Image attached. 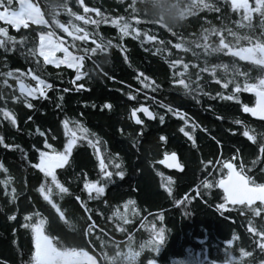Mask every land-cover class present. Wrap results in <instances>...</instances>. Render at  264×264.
Listing matches in <instances>:
<instances>
[{
  "label": "trees",
  "instance_id": "16d2710c",
  "mask_svg": "<svg viewBox=\"0 0 264 264\" xmlns=\"http://www.w3.org/2000/svg\"><path fill=\"white\" fill-rule=\"evenodd\" d=\"M33 1L44 24L14 28L0 20L6 33L0 39L12 38L0 48V73L13 72L11 77L0 76V95L5 97L0 108L11 110L17 119L13 127L0 115L4 141L0 144V264H41L31 228L22 227L38 220L44 221L41 232L57 250L87 253L98 264H264L260 248L264 210L253 204L250 207L260 213L253 216L247 208L227 204L218 211L216 206L223 198L218 187L220 166L215 167L220 153L228 159L237 148L240 158H235L236 163H247L256 154V146L244 139L241 127L238 133L231 132L237 130L234 124L237 116H243V104L250 103L251 96L243 86H258L264 79V70L258 65L263 63L244 60L233 51L264 49V0H245L240 5L231 0H178L184 15L178 27L166 23L177 0H149L147 5L144 0ZM209 2L215 10L202 9ZM17 6L18 1L13 0L12 7ZM114 22L140 32V37L121 36ZM145 32L157 40L142 44ZM46 34L60 39L71 54L80 57L78 71L85 75L79 80L76 69L44 64L37 49L40 36ZM160 40L165 44L158 45ZM171 63L178 64L170 67ZM30 71L52 85L47 99L29 98L36 110L25 106L16 84L19 76L35 87ZM185 71L186 75H175ZM140 73V80L146 76L160 88L155 92L144 88L136 79ZM5 79L10 87L4 85ZM179 79L185 80L191 94L176 83ZM230 80L241 90L233 93L234 84L222 87ZM78 84L84 85L80 91L76 90ZM65 88L69 91L64 92ZM220 91L234 99L217 98ZM106 102L110 109L102 107ZM142 105L163 115L164 122L160 125L140 114L143 123L137 125L132 111ZM64 120L78 137L81 133L73 122L86 128L85 135L95 147L87 140H77L68 162L55 169L57 180L68 189L58 195L51 178L34 165L40 162L41 151H64L68 139ZM184 120L191 126L184 127ZM37 127L45 133L43 137L36 133ZM181 128L189 136L195 131L198 143L189 146ZM160 134L166 136V142H160ZM162 148L178 152L185 166L171 184L159 178L160 173L167 174L157 165ZM114 157L122 163L125 175L106 183L100 160L107 163ZM107 170L113 171L111 166ZM85 178L104 183V193H88ZM204 178L212 187L204 186ZM260 178L256 182L264 183V177ZM41 185L45 192L51 186L57 208L41 195ZM9 216L15 218L9 220ZM158 230L163 239L156 244Z\"/></svg>",
  "mask_w": 264,
  "mask_h": 264
},
{
  "label": "snow or ice",
  "instance_id": "6c2138e0",
  "mask_svg": "<svg viewBox=\"0 0 264 264\" xmlns=\"http://www.w3.org/2000/svg\"><path fill=\"white\" fill-rule=\"evenodd\" d=\"M19 3V9H15L12 7L13 5V0H0V8H3L2 11L0 12H5L7 11V17L0 18V20H5L7 23L11 24L12 27L18 28L21 25H23L25 28L28 27V14L27 10L24 7V2L23 0H18ZM209 8L215 10V6L212 5L210 2L208 3L207 7H204L202 9L209 11ZM120 31L121 36H129L131 35L133 39H137L140 37L141 33L134 30V29H129L127 25L121 26L120 24L113 23ZM0 36H6L5 30L0 28ZM157 37L153 35H148L147 32L143 34V40L141 41L142 44L150 41H156ZM8 41H12L11 37H7L6 39H0V48L5 47V44ZM13 43H15L13 41ZM158 45H164L165 41H158ZM176 49H179L177 46ZM146 52L149 51V48L144 49ZM39 57H43V62L44 64L48 65H56L59 66L61 64L67 65L69 68H75L76 71V80H79L82 75H85V73H81L78 71V65L75 63V57L71 55V53L68 51L66 47H57L55 46L52 42L47 40L43 35L40 36V44L37 49ZM160 51L159 47L157 48V53ZM57 52H62L63 58H59L56 56ZM153 53V54H157ZM29 54L32 56H35V52H33L31 49H29ZM125 62H127V58L125 57ZM37 64H39V60L37 58ZM178 64V63H177ZM177 64H170V67H175ZM261 66L262 70H264V64L258 65ZM186 69V65L184 66ZM185 73H176L175 75L177 76H182L186 75ZM22 75V74H21ZM29 76L32 77L33 80L36 81L35 87H32L30 85H27L23 82V80L20 79L19 76L16 77V84L19 87V92H20V97H23V103L28 109H33L36 110L35 105L31 101H35L38 99H47V90L52 88V85L47 83L44 79H41L39 76L33 75L32 72L30 71L28 73ZM104 75H107L104 73ZM0 76L4 77H11L13 76V72L9 71L6 73H0ZM140 76H143V73H140L136 79L140 80ZM242 76H246V73L243 74ZM111 78V77H109ZM147 81V82H145ZM215 81V80H214ZM217 84H219L217 81H215ZM140 83L143 84L144 88H152V91L155 92L160 88L159 84H156L154 81H151L148 79V77H144L143 80H140ZM179 85H182L185 92L187 94L192 93V89L189 88V85L185 83L184 79H179L176 81ZM230 84H234L235 86L232 88V92L236 93L241 90V86L236 83L235 80H230L222 84L223 88H228ZM4 85L10 87L8 85L7 79L4 80ZM257 87L261 90H257ZM84 88L83 84H78L76 85V90L80 91L81 89ZM244 91L248 92H255V94L259 97L258 104L254 108H248L247 106L243 107V111L245 112H250L253 116H259L261 119H264V79H260L257 85H248L245 84L243 86ZM64 92H68L69 89L65 88L63 89ZM205 95H208L207 93H204ZM31 98V101L29 100ZM211 98V97H210ZM217 98L223 99V100H232L234 97L232 95L229 96H222L220 93H217ZM5 97L3 95H0V100H4ZM60 100H63V97L61 96L59 98ZM129 99H133V97H129ZM12 100L15 102H20L19 98L16 96H12ZM199 102V101H197ZM57 108H60L61 105L57 103L56 105ZM95 107V105H93ZM103 108H111L112 106L108 104L107 102L102 105ZM161 108L165 107V105L161 104ZM140 111L143 112L145 116H147L150 120L154 118L155 113L152 111H149L147 107H144L143 105L138 108V109H133L132 111V118L135 119V122L137 125H140L143 123L139 118L136 117V112ZM168 111H172L171 107L168 108ZM174 115L176 113H173ZM0 115L3 116V119L6 121H9L10 124L15 127L17 124V119L15 114L5 108H0ZM181 119H184V116H180ZM165 117L163 115L159 116L160 123L164 122ZM28 120H32V117L29 116ZM185 123H187V120H184ZM64 128L66 129L65 131V136L68 137L67 142L64 144V151L56 153L55 155H49L46 152L41 151L40 152V162L38 164H35L34 167L38 168L40 172H42L45 177H50L51 178V184L55 186V189L58 190L57 194L62 195L64 193L68 192V189L65 188L58 180L57 176L55 173V169L58 168H63L65 163L68 162L69 155L72 152L73 147L76 145L77 140H87L88 144L90 146L95 147L93 144V141L88 139V135H85V133L88 132L86 128H84L81 124L78 122H73L75 125L76 129H79L81 135L78 137L77 132L69 127V121L64 120L62 121ZM236 124H239L240 121L237 120L235 121ZM36 133L43 137L45 133L41 131L39 127L35 129ZM181 132H184L185 136H188L189 139H191V136H189L188 132H185L183 128L180 129ZM91 135H95V133H91ZM243 135L247 137L251 141H255V137L253 135H249V131L246 130L244 131ZM161 140L164 139L163 136L160 137ZM3 138H0V144H3ZM5 147H9V145H4ZM18 147V146H16ZM45 147H51L50 145L47 144V141H45ZM261 150L264 151V142L261 143ZM97 156L99 157V151L97 150ZM118 158H112L108 159L107 163H105L104 159L100 160V174L103 178V180L106 183H111L113 182L114 177L116 178H121L123 179L125 172L122 167V163L115 162ZM172 159H175V154H173ZM209 164L212 162L209 161ZM253 165L257 163V161L252 162ZM111 166L113 171H108V167ZM175 167L179 168L180 165L176 164L174 165ZM0 167H3L0 165ZM224 168L228 170L227 175L224 176L223 179H220L218 181V186L223 190V203L218 204L217 210H224L226 208L227 204H231L233 206L239 205L242 208H247L253 216L259 215L260 213L257 212L255 207H250L254 204L255 201L260 202V206L262 210H264V183L257 184L254 179H252L251 176L245 175V167L243 165L240 166V172H236L234 170L233 164L230 162H225L223 165ZM211 175V173H209ZM204 186L206 188L212 187V185L208 182H204ZM84 189L88 193H93L95 192L97 196L102 195L105 190V184L100 183L97 184L96 181H91L89 182L87 178H85L84 182ZM41 192V195H43L44 199L48 201L53 208H57V205L53 203L51 199V194H52V188L51 186L48 187L47 192H45L44 185H41V188L39 189ZM170 191V190H169ZM89 199H93V197L90 195L88 197ZM79 199V197H77ZM133 203L132 201H128V204ZM177 204H180V201H176ZM127 206V205H126ZM59 211V209H57ZM223 214V212H222ZM118 215V213H117ZM15 217L14 216H9V220H13ZM25 220H29V217L26 216ZM44 221L43 220H38L36 224H24L22 227L25 228H31L32 233H33V242L34 246L38 242V239L40 237L41 231H42V225ZM155 232V229H153ZM158 239L155 241L156 244H159L162 239H163V234L161 233H156ZM227 243L230 245L232 243V240L227 241ZM260 248L262 251H264V243L260 244ZM149 264H152V261H149Z\"/></svg>",
  "mask_w": 264,
  "mask_h": 264
},
{
  "label": "flooded vegetation",
  "instance_id": "af4514ba",
  "mask_svg": "<svg viewBox=\"0 0 264 264\" xmlns=\"http://www.w3.org/2000/svg\"><path fill=\"white\" fill-rule=\"evenodd\" d=\"M258 88V87H257ZM221 95H223L222 91L219 92ZM250 95V94H249ZM251 99H250V103H245L242 106V113L243 116H237V120L240 121L239 124H234V128H237V130H233L231 133H238L239 132V128L242 130V136L244 137L245 140H247L251 145L256 146V154L254 155V157L247 159V163H236L235 162V158H240V152L239 150L236 148L235 151L230 154L231 158L225 159L222 155V153H220V157L217 158L215 167L220 166L219 168V177L220 179H223L224 176L227 175L228 170L226 168L223 167L225 162H230L234 165V167L236 168L237 172H240V166L243 165L246 169L245 171V175H249L252 177V179H254L257 182H261V176L264 177V151L261 150V143L264 142V121L263 120H255L253 119L250 115H248L247 113L243 112V107L247 106V107H254L256 104V96L254 95H250ZM237 105L240 106V103L237 102ZM142 115H140L141 117ZM177 116V115H176ZM178 118V117H176ZM155 120L159 122V124L161 125L162 123H160L159 120V115H155ZM236 120V121H237ZM191 126V124H189ZM189 125L187 123L184 124V127H189ZM248 130L249 131V135H253L255 137V141H251L249 140L247 137H245L243 135L244 131ZM163 136L164 139L160 140L166 142L167 138L165 135L160 134V137ZM191 139H188V145L192 146V145H196V143H198V136L197 133L195 131H192V133H190ZM164 148V147H163ZM162 148V152L160 157L157 160V165L159 167V169L161 170H165V172H167V174H159V178L160 181L166 183V184H171L173 182V179L175 177V174H181L182 172H184L185 170V166L183 164V160L181 158V155L176 152V151H169V150H164ZM192 148V147H191ZM222 152V151H221ZM177 154L179 156L180 159V164L182 165L183 169L181 171H169L168 169H166L165 167H163L160 162L164 159L165 155H170V154ZM253 161H257V163H255V165H253ZM213 177V176H212ZM219 179V180H220ZM203 180L208 181L207 178H204ZM256 182V183H257ZM259 184V183H257ZM220 189V188H219ZM221 191V197L223 198V190L220 189ZM260 204V203H257Z\"/></svg>",
  "mask_w": 264,
  "mask_h": 264
},
{
  "label": "rangeland",
  "instance_id": "374dc122",
  "mask_svg": "<svg viewBox=\"0 0 264 264\" xmlns=\"http://www.w3.org/2000/svg\"><path fill=\"white\" fill-rule=\"evenodd\" d=\"M18 1V0H17ZM233 5H240L242 4L245 0H231ZM24 2V7L27 10L28 14V23H35V24H44L45 20L44 17L41 13V10L39 6L33 1V0H23ZM16 9H19V3ZM3 9H0L2 11ZM7 17V11L5 12H0V18ZM3 22L7 23L5 20H2ZM21 25L20 27H22ZM19 28V27H18ZM47 40L52 42L55 46L57 47H65V45L52 34H46L43 35ZM40 44V43H39ZM39 47V46H38ZM235 55L238 57L244 59V60H251L254 62L258 63H263L264 64V49H253V48H248V49H240V50H235L233 51ZM63 53L62 52H57L56 56L59 58H63ZM74 56L75 63L80 65V57L78 58L77 56L71 54ZM258 55L261 57L258 58ZM64 65V64H61ZM67 66V65H66ZM75 69V68H73ZM49 155H55V154H50ZM95 193V192H93ZM91 194V193H90ZM120 230L122 228H119ZM161 230H158V233H161ZM157 237V236H156ZM158 238V237H157ZM37 256L39 259V262L41 264H98L97 260L91 256L88 255L87 253H79V252H60L57 250L51 243L50 239L46 237L42 232L40 234V237L38 239V244H37ZM147 247V245H145Z\"/></svg>",
  "mask_w": 264,
  "mask_h": 264
},
{
  "label": "water",
  "instance_id": "95a60500",
  "mask_svg": "<svg viewBox=\"0 0 264 264\" xmlns=\"http://www.w3.org/2000/svg\"><path fill=\"white\" fill-rule=\"evenodd\" d=\"M257 90H261V89L257 88ZM248 94L256 96V104H255V106H254V107H256L257 104H258L259 97L255 94V92H248ZM140 107H141V106H140ZM140 107H139V108H140ZM144 107H147V106L144 105ZM254 107H248V108H254ZM147 108L149 109V111H152L149 107H147ZM137 109H138V108H137ZM152 112H153V111H152ZM243 112H244V113H247L248 115H250V116H251L253 119H255V120H263V121H264V119H261L259 116H253L250 112H245V111H243ZM140 114H142V115H143L147 120H149V121H154V119H155V116H154V118L150 120L147 116L144 115L143 112L137 111V112H136V117L139 118V119H140V116H139ZM134 120H135V119H134ZM173 154H174V153H173ZM173 154L165 155L164 159L160 162V164H161L163 167H165L166 169H168L169 171H174V170L181 171V170L183 169V167H182V165L180 164L179 156H178L177 154H175V159H172ZM176 164H179L180 167H179V168L175 167L174 165H176ZM233 167H234V165H233ZM234 170L237 172V170H236L235 167H234ZM218 187H219V186H218ZM220 189H221V188H220ZM257 203H260V202H259V201H255V202H254V204H257ZM229 204H230V203H229ZM230 205H231V204H230Z\"/></svg>",
  "mask_w": 264,
  "mask_h": 264
},
{
  "label": "clouds",
  "instance_id": "9594fccd",
  "mask_svg": "<svg viewBox=\"0 0 264 264\" xmlns=\"http://www.w3.org/2000/svg\"><path fill=\"white\" fill-rule=\"evenodd\" d=\"M144 2L147 5L149 0H144ZM183 19L184 15L179 10V2L177 0V3L167 13L166 23L170 26L178 27L182 23Z\"/></svg>",
  "mask_w": 264,
  "mask_h": 264
},
{
  "label": "bare ground",
  "instance_id": "6f19581e",
  "mask_svg": "<svg viewBox=\"0 0 264 264\" xmlns=\"http://www.w3.org/2000/svg\"><path fill=\"white\" fill-rule=\"evenodd\" d=\"M146 106V105H145Z\"/></svg>",
  "mask_w": 264,
  "mask_h": 264
}]
</instances>
